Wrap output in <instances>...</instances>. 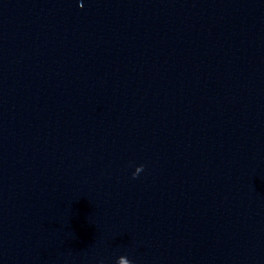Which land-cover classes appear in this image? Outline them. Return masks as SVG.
I'll return each instance as SVG.
<instances>
[{
	"label": "water",
	"instance_id": "obj_1",
	"mask_svg": "<svg viewBox=\"0 0 264 264\" xmlns=\"http://www.w3.org/2000/svg\"><path fill=\"white\" fill-rule=\"evenodd\" d=\"M0 264H264V0H0Z\"/></svg>",
	"mask_w": 264,
	"mask_h": 264
}]
</instances>
